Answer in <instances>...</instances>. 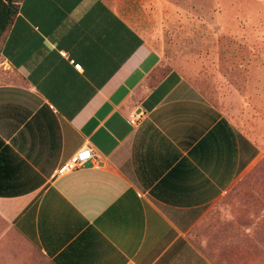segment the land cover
I'll use <instances>...</instances> for the list:
<instances>
[{
    "label": "crops",
    "instance_id": "0c3cea01",
    "mask_svg": "<svg viewBox=\"0 0 264 264\" xmlns=\"http://www.w3.org/2000/svg\"><path fill=\"white\" fill-rule=\"evenodd\" d=\"M159 65L104 0L20 1L0 40V264H212L198 233L262 147ZM82 147L97 161L56 176ZM261 225L237 224L234 263L262 264Z\"/></svg>",
    "mask_w": 264,
    "mask_h": 264
},
{
    "label": "rangeland",
    "instance_id": "374dc122",
    "mask_svg": "<svg viewBox=\"0 0 264 264\" xmlns=\"http://www.w3.org/2000/svg\"><path fill=\"white\" fill-rule=\"evenodd\" d=\"M104 1L158 53L159 76L177 71L262 147V158L210 211L198 233L212 264H237L229 256L245 233L238 223H262L264 239V0ZM261 254L264 264V248ZM14 260L9 264H26Z\"/></svg>",
    "mask_w": 264,
    "mask_h": 264
},
{
    "label": "built area",
    "instance_id": "2783aa9c",
    "mask_svg": "<svg viewBox=\"0 0 264 264\" xmlns=\"http://www.w3.org/2000/svg\"><path fill=\"white\" fill-rule=\"evenodd\" d=\"M60 55L64 58L67 57V54L65 52H60ZM70 63L73 64L74 69H76L77 71L81 70V65L75 64L73 63V61H70ZM129 122L130 124L135 125L137 122V118L133 117ZM91 161H97V158L93 154L92 150L88 147H82L68 161L58 167L55 175H66Z\"/></svg>",
    "mask_w": 264,
    "mask_h": 264
},
{
    "label": "trees",
    "instance_id": "16d2710c",
    "mask_svg": "<svg viewBox=\"0 0 264 264\" xmlns=\"http://www.w3.org/2000/svg\"><path fill=\"white\" fill-rule=\"evenodd\" d=\"M21 0H0V40L10 28Z\"/></svg>",
    "mask_w": 264,
    "mask_h": 264
}]
</instances>
